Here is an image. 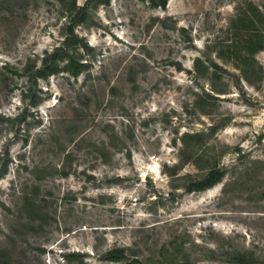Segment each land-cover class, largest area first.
<instances>
[{"label": "rangeland", "instance_id": "1", "mask_svg": "<svg viewBox=\"0 0 264 264\" xmlns=\"http://www.w3.org/2000/svg\"><path fill=\"white\" fill-rule=\"evenodd\" d=\"M163 1L88 3L90 77L24 97L0 68V264H264V0ZM65 7L0 0V66L40 64Z\"/></svg>", "mask_w": 264, "mask_h": 264}, {"label": "trees", "instance_id": "2", "mask_svg": "<svg viewBox=\"0 0 264 264\" xmlns=\"http://www.w3.org/2000/svg\"><path fill=\"white\" fill-rule=\"evenodd\" d=\"M66 2L65 10L69 11L71 16L73 15L71 22L66 25L63 29L65 37L61 42L53 48L52 51H45L41 58L38 60L30 58L21 67L15 64L3 63L0 68L4 70L5 73H15L27 76L28 78V88L25 90L24 97L33 95V86L41 79H48L51 76H65L68 78L78 79L85 73H90L91 63L86 59V55H90L94 52V47L90 46L83 37H80L76 31V26L80 23L87 21L88 15V3L94 0H88L87 5H78L77 0H60ZM98 2L99 0H95ZM156 0H152L155 3ZM67 4L70 7H67ZM166 0L162 2V6H165ZM41 59V60H40ZM90 77V74L88 75ZM87 77V76H86ZM31 106L35 107L36 103L31 102ZM28 105V107H31ZM186 136L195 137L197 134H187ZM83 136L76 138L74 141L77 144L83 142ZM68 155H72L68 152ZM7 166V165H6ZM62 169V167H60ZM4 173L0 171V178H2ZM224 177V172L222 169L218 168L217 165L212 167L207 174L204 175L202 179L191 181L186 186L187 191H201L206 188H212V186L218 181L222 180ZM214 187V186H213ZM124 249L116 248L112 249L105 256V260L108 261H122L125 259ZM246 258L244 254L234 255V260L237 264H242V260Z\"/></svg>", "mask_w": 264, "mask_h": 264}, {"label": "bare ground", "instance_id": "3", "mask_svg": "<svg viewBox=\"0 0 264 264\" xmlns=\"http://www.w3.org/2000/svg\"><path fill=\"white\" fill-rule=\"evenodd\" d=\"M218 185H219V184H218ZM214 187L219 188V186L217 187V185H215ZM214 187L209 188V190H214V189H215Z\"/></svg>", "mask_w": 264, "mask_h": 264}]
</instances>
